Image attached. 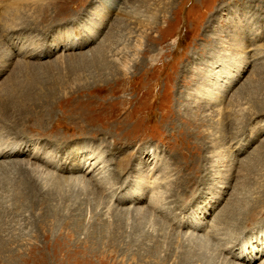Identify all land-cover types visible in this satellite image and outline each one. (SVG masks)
<instances>
[{
  "label": "rangeland",
  "instance_id": "obj_1",
  "mask_svg": "<svg viewBox=\"0 0 264 264\" xmlns=\"http://www.w3.org/2000/svg\"><path fill=\"white\" fill-rule=\"evenodd\" d=\"M0 137L110 173L32 168L40 201L0 158V264H264V0H0ZM152 164L160 212L133 199Z\"/></svg>",
  "mask_w": 264,
  "mask_h": 264
},
{
  "label": "bare ground",
  "instance_id": "obj_2",
  "mask_svg": "<svg viewBox=\"0 0 264 264\" xmlns=\"http://www.w3.org/2000/svg\"><path fill=\"white\" fill-rule=\"evenodd\" d=\"M217 100L219 102L220 98H217ZM31 104L32 103H30V102H25V103L14 102V103H12V105L15 107L30 106ZM17 125H19V123H16V127H17ZM25 129H27V128H25ZM75 137H76V135H75ZM5 141L6 140H4V138L0 137V158H2V157L8 158L11 156L15 157V159H13L11 162L18 163L19 164L18 166L20 168H24L23 171H20L21 177H23L25 182L28 183V186H29L31 192L33 193L34 197H36L37 200L41 201V199L43 200L45 198V196L42 193V189L40 188V186L38 184H36L35 182H33V180H35V179L31 174L32 168H33V170L38 172L39 176H42L45 179H49V178H52L54 176H58V178L60 180L67 182L68 184H70L74 188L75 187L81 188L82 186L93 185L97 188L99 187L101 189V191L103 193L106 192V195H107V191L109 190L108 189L109 187L108 188L106 187L107 186V183H106L107 180L106 179L110 173L108 171V165H107V162H106V159H105L103 153H101L97 150H93V149L90 150V148L86 145H81V146L74 145V146H72L74 148H72V149L68 148L70 151V153H69L70 154V164L71 163L72 164H71V166L70 165L68 166V168L66 169V172L65 171L62 172V171L55 170V168L57 167L54 164L56 162L55 157H53L52 155H48L46 151H43L42 153H36V152H34V149L30 151L27 147L28 146L27 144L17 146L14 144V142H12L11 144L6 145V143H4ZM21 155L24 156L23 159L18 158V157H21ZM79 155H81V156L86 155L85 156L86 158L84 157L86 159V162L84 161V164H82L83 158H80L78 160V158L80 157ZM2 162H4V160L0 161V163H2ZM3 167H8V166H3ZM155 167H157V165L152 164V166H150L146 172L142 171V169L137 170L138 173L134 179L135 180V182H134L135 183V185H134L135 191H134L133 199H146L150 203L151 211L160 212V209L162 208V202H161L160 198L163 197L161 184H163L162 181H164V180H159L157 173L155 176ZM77 172L80 174L79 175L74 174ZM153 172H154V176L150 177L149 176V175H151L150 173H153ZM36 180H38V179H36ZM59 184H61V182H59ZM60 186H62V185H60ZM63 186H64V183H63ZM111 197H112V195H111ZM121 200L124 201V199H121ZM160 205H161V207H160ZM133 210L136 211L137 214H140V210H136V209H133ZM122 212H125V211H122ZM51 215L52 214H50V216ZM53 216L55 217L56 214ZM49 219L50 218L48 217V219H46V220H49ZM49 223H51V222H49ZM203 224H199L197 222L192 227L191 230H199V231L202 230V232L205 231V233L203 232L204 235H206V234L208 235L210 233L213 234V231L211 229L213 226L211 225V228L209 226V228H210L209 229L208 226L206 227V225H203ZM104 229L105 228H103V230ZM192 232H195V231H192ZM197 234H199V233H197ZM249 243H251V242L249 241ZM249 243L244 245V248L248 247ZM254 247L255 246H253V248ZM245 253H246V251H245ZM188 254L189 253H187V255ZM263 255H264V249L261 248L260 254L257 257L255 255L249 256L248 261L250 263H252V262H255L256 259L258 261L262 260ZM241 256L245 257L242 254H241ZM190 260H192V257L189 258L187 256V261L183 260V263L184 264H191Z\"/></svg>",
  "mask_w": 264,
  "mask_h": 264
}]
</instances>
